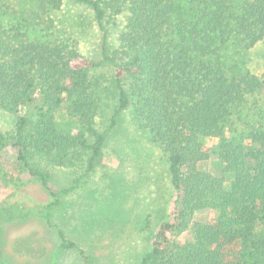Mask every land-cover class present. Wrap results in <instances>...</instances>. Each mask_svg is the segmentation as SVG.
I'll list each match as a JSON object with an SVG mask.
<instances>
[{
	"label": "trees",
	"instance_id": "obj_1",
	"mask_svg": "<svg viewBox=\"0 0 264 264\" xmlns=\"http://www.w3.org/2000/svg\"><path fill=\"white\" fill-rule=\"evenodd\" d=\"M63 1L47 0L52 11ZM66 1L93 9L101 60L83 57L69 38L30 37L38 13L7 26L0 21V112L18 113L11 135L0 133V146L57 197L32 160L94 168L105 134L96 128L104 78L93 69L109 63L117 89L111 127L132 106L165 155L170 178L168 211L139 264H264V65L256 74L223 58L231 45L264 42V0L239 7L233 0ZM107 10L125 15L111 53L104 45ZM44 20L52 27L51 16ZM66 101L77 121L58 119ZM214 154L219 177L198 168ZM60 236L62 247H75Z\"/></svg>",
	"mask_w": 264,
	"mask_h": 264
},
{
	"label": "rangeland",
	"instance_id": "obj_2",
	"mask_svg": "<svg viewBox=\"0 0 264 264\" xmlns=\"http://www.w3.org/2000/svg\"><path fill=\"white\" fill-rule=\"evenodd\" d=\"M233 1L239 7L249 0ZM0 7L3 25L17 23L21 14L38 13L42 20L32 22L30 37L69 38L83 57L101 60L102 32L90 6L64 0L52 11L47 0H0ZM47 16L53 19L52 27L43 21ZM124 21L125 15L106 11L104 45L109 53L117 47ZM223 58L227 66L260 74L264 42L251 49L231 45ZM93 73L104 78L96 128L105 134V142L91 171L85 164L62 169L32 160L46 173L49 189L58 194L52 197L16 162L11 148L0 146V264H139L149 250L150 234L165 218L171 190L166 157L139 127L132 106L120 111L111 127L117 107L113 68L102 63ZM67 115L77 121L69 101L57 113L59 120ZM17 118L18 113L0 112V133L10 136ZM198 168L221 176L215 154ZM60 233L75 247H62Z\"/></svg>",
	"mask_w": 264,
	"mask_h": 264
}]
</instances>
